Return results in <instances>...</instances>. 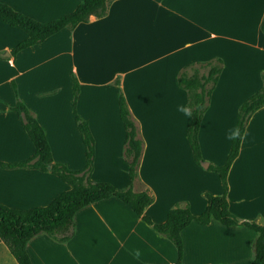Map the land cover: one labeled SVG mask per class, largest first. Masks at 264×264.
<instances>
[{
	"label": "crops",
	"instance_id": "crops-1",
	"mask_svg": "<svg viewBox=\"0 0 264 264\" xmlns=\"http://www.w3.org/2000/svg\"><path fill=\"white\" fill-rule=\"evenodd\" d=\"M0 1L45 21L79 0ZM263 12L264 0H111L102 16L90 14L13 56L7 49L25 33L0 20V161H18L32 151L16 113L8 109L12 80L17 98L41 127L52 160L72 170L82 167V143L72 118L73 73L74 109L93 141L90 178L116 187L128 183L116 106L120 92L142 139L136 172L152 195L144 214L161 222L175 201H186L192 214L199 213L205 205L202 192L218 194L221 187L214 171L192 160L185 140L189 116L177 110L185 93L176 84V71L192 60H222L196 132L202 161L220 164L237 105L260 86L259 72H264ZM225 181L228 210L237 219L263 221L264 103L248 117ZM68 187L48 171L0 167V204L8 207L41 206ZM72 221L73 233L63 242L44 233L26 240L30 264H175L170 241L114 196L84 204ZM179 235L180 264H249L252 257L254 231L240 224L191 221ZM0 264H15L1 241Z\"/></svg>",
	"mask_w": 264,
	"mask_h": 264
},
{
	"label": "trees",
	"instance_id": "trees-1",
	"mask_svg": "<svg viewBox=\"0 0 264 264\" xmlns=\"http://www.w3.org/2000/svg\"><path fill=\"white\" fill-rule=\"evenodd\" d=\"M110 1L79 0L70 11L45 21L36 20L0 1V20L25 33L22 39L7 49L8 54L13 56L18 50L42 41L60 28H72L78 22L86 21L90 14L95 17L102 16ZM259 28L264 32V12ZM0 57H2L1 52ZM221 66V58L211 56L182 64L175 75L177 86L185 93L184 106L189 108L192 113V115H188L185 140L190 149L192 160L197 165L200 164L202 158L196 132ZM259 78L260 86L246 95L236 108L233 128L239 127L241 133L250 114L264 103L263 71L259 72ZM70 83L73 123L83 148V165L76 170L67 168L62 162L52 160L41 127L26 106L17 98L14 82L10 80L13 103L8 106V109L16 113L22 129L32 144V151L26 158L18 161H0V167H26L48 171L69 185L67 189L60 191L48 203L41 206L14 208L0 204V241L6 246L15 264H30L24 250V244L28 238L37 233H44L57 242L67 240L73 233V212L84 204L107 196L119 199L155 232L168 239L175 249V264H180V229L191 221L205 224L210 218L217 220L222 225L240 224L253 230L252 257L249 264H264V220L237 219L227 208L225 175L231 160L238 151L240 139L229 140L222 163H207L205 167L217 174L221 187L220 193L202 192L205 205L197 214H192L189 211L186 201H175L166 209L164 219L161 222H154L143 212L144 207L152 200V195L146 187L142 186L136 172L142 149V139L137 122L130 114L122 94L118 92L116 106L118 118L124 131L122 154L126 163L128 183L116 187L107 181L92 180L89 176L92 168V136L86 121L79 117L74 109L78 83L73 73H70Z\"/></svg>",
	"mask_w": 264,
	"mask_h": 264
},
{
	"label": "clouds",
	"instance_id": "clouds-1",
	"mask_svg": "<svg viewBox=\"0 0 264 264\" xmlns=\"http://www.w3.org/2000/svg\"><path fill=\"white\" fill-rule=\"evenodd\" d=\"M177 110L179 112L184 113L185 115H192L189 108L185 107L184 105H179ZM242 138V133L239 127L230 128L227 131V139L229 140H238ZM140 250L136 249L133 251V255L138 259L140 257Z\"/></svg>",
	"mask_w": 264,
	"mask_h": 264
},
{
	"label": "water",
	"instance_id": "water-1",
	"mask_svg": "<svg viewBox=\"0 0 264 264\" xmlns=\"http://www.w3.org/2000/svg\"><path fill=\"white\" fill-rule=\"evenodd\" d=\"M4 55H7V52H4ZM200 165L202 166V167H206V162H204V161H201L200 162Z\"/></svg>",
	"mask_w": 264,
	"mask_h": 264
},
{
	"label": "rangeland",
	"instance_id": "rangeland-1",
	"mask_svg": "<svg viewBox=\"0 0 264 264\" xmlns=\"http://www.w3.org/2000/svg\"><path fill=\"white\" fill-rule=\"evenodd\" d=\"M222 15L220 14V17L218 19H221Z\"/></svg>",
	"mask_w": 264,
	"mask_h": 264
}]
</instances>
